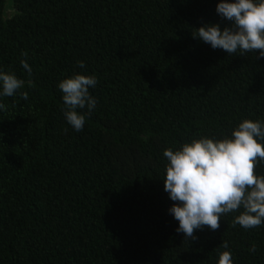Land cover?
I'll use <instances>...</instances> for the list:
<instances>
[{"label": "trees", "instance_id": "1", "mask_svg": "<svg viewBox=\"0 0 264 264\" xmlns=\"http://www.w3.org/2000/svg\"><path fill=\"white\" fill-rule=\"evenodd\" d=\"M218 2L14 0L7 14L0 0V68L31 81L28 99L4 97L0 112V264H218L224 251L264 264V225H234V212L184 240L164 191L166 148L264 121L259 50L193 37L205 23L230 26ZM75 73L98 79L80 132L58 88Z\"/></svg>", "mask_w": 264, "mask_h": 264}, {"label": "clouds", "instance_id": "2", "mask_svg": "<svg viewBox=\"0 0 264 264\" xmlns=\"http://www.w3.org/2000/svg\"><path fill=\"white\" fill-rule=\"evenodd\" d=\"M216 13L230 21V26L205 23L196 29L194 38L228 54L259 50L258 58H264V0H219ZM27 55L22 53L25 58ZM20 64L31 76L27 59H21ZM77 64L85 67L82 60ZM26 83L31 81L0 68V112L6 110L4 97L28 99V93L21 91ZM97 84L95 74L79 73L58 83L63 117L75 132L83 131L87 117L98 104L89 91ZM163 156L167 160L164 191L174 202L168 212L178 221L175 231L183 234L184 240L197 239L195 233L205 226L217 230L222 217L234 212L239 213L234 225L246 230L264 225V175L255 172L264 163V121L243 119L230 136L192 139L176 150L166 148ZM255 250V245L249 249ZM218 264H233L231 252L219 254Z\"/></svg>", "mask_w": 264, "mask_h": 264}, {"label": "rangeland", "instance_id": "3", "mask_svg": "<svg viewBox=\"0 0 264 264\" xmlns=\"http://www.w3.org/2000/svg\"><path fill=\"white\" fill-rule=\"evenodd\" d=\"M13 2L14 0H8V3H7V14H12L13 13V10H12V6H13Z\"/></svg>", "mask_w": 264, "mask_h": 264}]
</instances>
